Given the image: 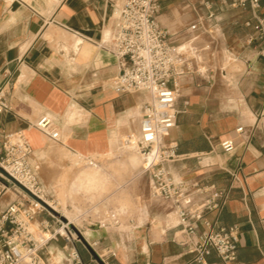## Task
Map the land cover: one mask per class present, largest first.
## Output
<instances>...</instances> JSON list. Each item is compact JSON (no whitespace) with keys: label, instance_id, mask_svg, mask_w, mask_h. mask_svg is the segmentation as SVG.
<instances>
[{"label":"crops","instance_id":"obj_1","mask_svg":"<svg viewBox=\"0 0 264 264\" xmlns=\"http://www.w3.org/2000/svg\"><path fill=\"white\" fill-rule=\"evenodd\" d=\"M197 1L159 0L163 27L180 33L202 18L205 34L197 44H211L213 51L204 54L212 71L210 82L179 80L176 124L165 139L177 145L179 158L164 167L174 181L190 187L193 205L209 195L194 186L212 184L226 191L220 210H205L195 221L197 231L203 220L220 227L236 225L239 245L231 264H264V55L258 41L247 40L254 34L244 25L250 18L247 10L232 8L233 0H208L212 8L208 17L209 11ZM115 4V0H0V89L11 108L0 113V141L17 132L26 137L32 149L29 164L37 168L34 173L45 199L61 210L58 196H63L65 208L78 214L76 228L88 243H96L106 264H193L186 248L174 240L178 225L173 212L141 210L128 225L119 224L114 214V223L104 225L102 198L92 203L75 185L83 172L106 178L97 161L102 156L119 158L123 151L134 167L132 159L140 155L139 114L147 96L114 91L112 81L125 64L107 50ZM260 5L264 17V0ZM222 60L235 65H223ZM41 115L51 118L60 143L33 127ZM238 128L242 132L236 133ZM227 140L233 143L229 152L220 146ZM80 164L86 168L79 170ZM126 165L130 167L129 162ZM114 184L113 196L118 198L121 186ZM20 198L19 189L0 178V211ZM161 203L165 211L169 209ZM37 218L51 221L46 213ZM59 247L60 242H51L47 250L61 259ZM80 247L86 264H98ZM208 261L216 263V256Z\"/></svg>","mask_w":264,"mask_h":264},{"label":"built area","instance_id":"obj_2","mask_svg":"<svg viewBox=\"0 0 264 264\" xmlns=\"http://www.w3.org/2000/svg\"><path fill=\"white\" fill-rule=\"evenodd\" d=\"M115 1L117 4L112 7L115 24L107 50L125 64L112 84L120 95L142 93L147 96L140 111L137 146L144 158L148 159L151 154L142 167V173L148 176L150 197L167 204L177 217L178 230L174 240L186 248L193 264H231L237 258L238 227H220L203 220L202 229L197 231L195 225L205 210H220L224 206L227 192L212 184L200 188L194 186L197 191L209 195L200 205H193L188 198L190 187L174 181L164 167L165 163L179 158L175 151L177 145L165 142L176 124L179 80L190 77L210 82L213 79L211 69L204 62V54L213 53L211 44L202 47L197 44L205 34L204 21L197 18L177 33L160 24L159 0ZM260 1L233 0L230 6L249 12L250 18L244 25L254 34L247 40L249 43L258 41L264 55V17L260 13ZM197 6L209 11L208 17L212 16L208 0H198ZM5 97L6 93L0 89V113L11 111ZM261 117L264 119V112ZM33 127L48 139L61 142L59 132L47 115H41ZM240 132L242 128L236 130V133ZM126 142L131 144L129 139ZM220 146L229 152L233 148L232 140L224 141ZM31 153V145L21 132L6 134L0 141V168L43 201L44 191L29 164ZM0 178L11 183L2 174ZM19 191L21 198L0 211V264H86L78 249L80 243L69 224L61 222L37 201ZM41 213H46L51 221L38 219ZM51 242H60L63 258L54 259L47 250ZM88 244L106 264L104 254L96 250V243ZM212 254L216 256V263L208 261Z\"/></svg>","mask_w":264,"mask_h":264},{"label":"rangeland","instance_id":"obj_3","mask_svg":"<svg viewBox=\"0 0 264 264\" xmlns=\"http://www.w3.org/2000/svg\"><path fill=\"white\" fill-rule=\"evenodd\" d=\"M222 63L223 65H229V67H234L235 65L231 62H225L223 60ZM118 154H121V156L119 155V158L118 156H102L97 160L101 164L100 168L104 170V172H100V174L104 173L106 178H100L99 185L96 188L91 191H87V193H84L86 192L84 190H79V193L90 199L92 203L99 198H102V219L104 220V225L114 223L112 219V215L114 214L117 215L116 219L119 224L128 225L129 219L133 216L138 217V215L141 214V210L167 213L172 212L169 209L165 211L159 200H155L150 197L148 176L141 173L142 165L139 155H136L138 161L137 164L134 165V168L131 166L130 160L126 161L128 157L127 153L122 151ZM127 162H129L130 167L126 165ZM77 168L82 170L86 167L84 164H80ZM131 168L134 169L132 170ZM34 169L37 168L34 167ZM114 181L118 182L119 186H121L118 194H116V196H118V198L116 197L117 199L113 196V191L115 189ZM56 210L60 211V207H57ZM80 248V245H78V249ZM84 251L85 250L82 248L81 252L83 253ZM100 254H102V252H100ZM83 255L85 257V252L82 256ZM54 259L58 258L54 257Z\"/></svg>","mask_w":264,"mask_h":264},{"label":"bare ground","instance_id":"obj_4","mask_svg":"<svg viewBox=\"0 0 264 264\" xmlns=\"http://www.w3.org/2000/svg\"><path fill=\"white\" fill-rule=\"evenodd\" d=\"M139 120H140V114H139ZM138 151H139V148H138ZM139 154H140L139 155V158H140V161H141V165L143 167V165H145L146 161L151 158V154L148 156V159L147 158H144L141 155L140 151H139ZM137 161H138V159L136 157L132 159V162L134 163V165L137 164ZM99 179H100V176H99V174L97 172H83V173H81V174H79L77 176L75 185H76V188H77L78 191L79 190H84L86 192L87 191H91V190H93L94 188L97 187V184L99 182ZM58 198H59V201L62 204V209L60 211L56 210L55 207H54V205L50 201H48L47 199H45V197H42L41 199L47 205H49L53 210H55L61 216H63L67 220V222L69 224H71V225L73 224L75 227H79L80 221H79V219L77 217L78 214L76 215L74 212L71 213V212H69L65 208L64 201H63V196L62 195H59ZM174 216H175V214H174ZM175 219H176V221L178 223V220H177V217L176 216H175ZM45 237H48V235L45 234ZM38 255L41 256L40 253H38Z\"/></svg>","mask_w":264,"mask_h":264},{"label":"water","instance_id":"obj_5","mask_svg":"<svg viewBox=\"0 0 264 264\" xmlns=\"http://www.w3.org/2000/svg\"><path fill=\"white\" fill-rule=\"evenodd\" d=\"M0 174H2L3 176H5L11 183H13L17 188H19L20 190H22L24 193H26L29 197H31L32 199H34L35 201H37L39 204H41L45 210L47 212H49L51 215H53L54 217L58 218L61 222L67 224V220L61 216L58 212H56L55 210H53L49 205H47L45 202L37 199L36 197H34L30 192H28L24 187H22L19 183H17L14 179H12L3 169L0 168ZM69 224V223H68ZM69 229L77 236V239L80 243V245L83 247V249L93 258V260L98 263V264H103V262L101 261V259L98 257V255L95 253V251L90 247V245L88 244V242L85 240V238L83 237V235H81V233L77 230L76 227H74L73 225L69 224Z\"/></svg>","mask_w":264,"mask_h":264}]
</instances>
